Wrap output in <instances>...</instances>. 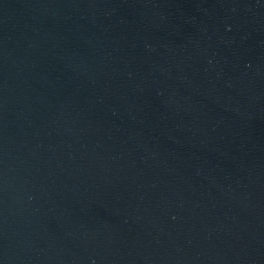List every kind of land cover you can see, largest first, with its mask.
<instances>
[{
    "label": "water",
    "instance_id": "water-1",
    "mask_svg": "<svg viewBox=\"0 0 264 264\" xmlns=\"http://www.w3.org/2000/svg\"><path fill=\"white\" fill-rule=\"evenodd\" d=\"M0 264H264V0H0Z\"/></svg>",
    "mask_w": 264,
    "mask_h": 264
}]
</instances>
